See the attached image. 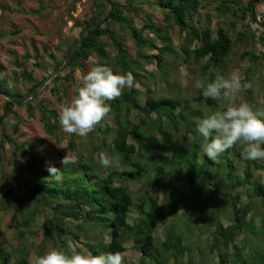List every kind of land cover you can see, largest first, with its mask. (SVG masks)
<instances>
[{
	"label": "trees",
	"instance_id": "obj_1",
	"mask_svg": "<svg viewBox=\"0 0 264 264\" xmlns=\"http://www.w3.org/2000/svg\"><path fill=\"white\" fill-rule=\"evenodd\" d=\"M77 1V0H74ZM96 9L95 17L78 25L81 30L93 22L102 12L103 4L90 0ZM264 0H250L245 7L238 0H221L215 10L220 16L241 20L248 18L255 21V4ZM112 12L107 20L85 36L83 42L69 59L63 76L57 75L47 86L55 106L63 105L67 100L68 87L72 84L71 76L84 68L91 58L94 63L112 69L114 74L131 72L140 87L125 89L114 101L106 102L111 108L108 117L86 137L75 134L68 136V142L74 151V160L62 165L55 160L50 166L60 168L63 182L56 183L47 178L45 160L47 156L37 154L31 147L17 143L1 127L2 123L13 115L14 106H22L4 101L3 114L0 116V212H12L15 237L21 242L30 236L41 238L35 245V256H42L50 250L72 254L71 243L80 242V238L90 237L92 230L99 226L108 233L109 242L104 243L103 232L95 245L84 242L83 247L93 255L124 252V245L134 241L133 247L144 260V264L178 263L185 256L186 247H191L190 237H186L175 226L168 224L178 215L181 208L192 221L214 228V237L210 248H216L223 241L225 248L235 231L244 227L247 215L255 203L264 215V184L260 179L253 180V171L264 172V161H247L242 158V147L238 144L225 151L216 160H208L202 155V136L197 132V125L205 118L192 108V105L213 107L214 100L205 99L201 91L191 100L179 96L155 97L151 86L155 77L168 83L165 61L170 57H181L187 66H197L199 79L207 82L223 75L227 60L234 45H242L251 39L264 47V29L258 38L250 31L248 24L234 40L230 31L219 27L213 37L207 25L192 27L189 21L200 11L206 9L209 0H110ZM204 2V3H203ZM156 6L164 12V21L178 33H185L180 46L175 49L167 37L166 30L155 25L149 15H144V23L135 27V20L142 13V5ZM115 26L117 28H115ZM231 24V27H234ZM128 35L133 43V54L125 45L123 36ZM76 40V39H75ZM63 41L55 55L49 58L54 71L61 67L64 57L74 43ZM157 42L162 44L158 48ZM109 49V53L107 52ZM156 51L154 54L150 52ZM251 61L259 56L244 54ZM24 56V61L28 60ZM155 63L158 74L146 71L145 65ZM40 68V64L36 63ZM90 68V69H91ZM0 91L14 97L25 94L12 91L7 81L1 78ZM20 78L30 84L27 93L34 90L42 80L33 77L31 72L22 70ZM16 81V79H14ZM68 81H71L67 84ZM81 86L73 85L72 96ZM27 115L33 118L39 115V121L46 135L59 142L63 132L59 125V110L49 107L36 98L24 104ZM15 130L17 126L15 125ZM11 146L10 161L6 162L4 144ZM119 155V168H104L98 160V154ZM53 157L57 152H53ZM47 154V153H46ZM26 159V172L30 176L25 185V195L18 197L19 186L14 182L19 161ZM97 157V159L95 158ZM216 166V168H214ZM10 168L7 172L6 169ZM130 181H142L139 194L133 196L127 185ZM156 187L166 196L167 204L160 205L151 192ZM247 191L248 201L241 199ZM221 205V206H220ZM221 208V209H220ZM231 210L232 224L223 227L218 221L224 216L223 210ZM180 216V214H179ZM38 217L43 222L38 224ZM264 222V219H263ZM158 226H164V238L160 242L155 233ZM193 232V229H189ZM94 232V231H93ZM95 233V232H94ZM0 229V236L2 235ZM93 235V234H91ZM97 242V241H96ZM189 242L188 245H185ZM31 249L17 246L8 251L0 245V264H31ZM224 264V257H220ZM259 264H264V255Z\"/></svg>",
	"mask_w": 264,
	"mask_h": 264
},
{
	"label": "rangeland",
	"instance_id": "obj_2",
	"mask_svg": "<svg viewBox=\"0 0 264 264\" xmlns=\"http://www.w3.org/2000/svg\"><path fill=\"white\" fill-rule=\"evenodd\" d=\"M118 1L122 4V0ZM155 1L157 0H149L151 3ZM220 1L209 0L210 5L206 9L200 10L189 21V25L192 27L207 25L213 37L216 34L217 28L223 27L230 31L231 39L234 40L237 33L243 31L245 25L248 24L254 37L258 38L264 29V2H256V22H254L250 18L242 21L240 15L235 18L220 16L215 10ZM249 1L238 0L242 7L247 6ZM141 7L142 13L135 20V27L140 28L144 23V15H149L155 25H159L166 30L171 44L177 49L185 37V33H181L180 35L177 28L167 25L163 19L164 12L160 8L156 6L151 7L147 4ZM95 14L96 9L90 0H0V66L2 67L1 78L6 79L7 87L12 91L27 94L30 84L21 80L20 73L22 70L31 72L34 78L42 81L48 77L54 71V66L49 56L52 54L59 59L60 53L57 51V48L60 47L61 43L77 39L81 32V28L78 25L95 17ZM231 24L235 26L231 27ZM115 28L117 27L115 26ZM123 40L125 45L130 49V53L133 54V43L130 37L124 35ZM157 46L160 48L162 44L157 42ZM107 52H110L109 49H107ZM154 53L156 51L150 52V54ZM246 53L248 55L259 56V59L252 62L248 56L243 58ZM25 55L29 57L27 61L23 59ZM94 61V58H91L84 64L83 69L77 70L72 74V85L68 87L65 103L70 101L72 97L73 85H79L81 75L90 70L91 64ZM36 63L40 64V68L36 66ZM164 68L167 73L168 83L159 81L157 75L151 86L153 95L155 97L179 96L183 100H191L196 94L195 81L199 79L197 66L183 64L179 55L176 58H167ZM144 69L155 74L159 73L155 63L145 65ZM234 70L239 71L242 83H251L252 85L250 89L237 94L234 102L237 105L246 102L252 106L254 111L257 109L264 110V47L257 39L256 42H251V39H249L248 42L242 45H234L228 57L223 75L227 76ZM67 72L68 70L65 69L61 75L64 76ZM70 82L68 81L67 84ZM47 86H51V81L34 98H36V101H42L49 107H54L53 97L48 89H45ZM4 101L5 99L0 96V116L3 114ZM231 103L232 101L221 99L214 100V106L211 108L201 105H192V108L203 118L211 112L226 110V107ZM24 104L22 106H14L13 115H10L2 123L1 127L5 132L13 139H16L19 145L25 144L35 150L37 154L47 156V160H45L46 165L53 164L58 159L59 161L62 160L66 154V147L70 148L74 154L73 149L69 145L67 134L62 132L59 135V142H56L53 137L45 134L39 121L38 113L35 112V116L30 118L27 115ZM62 105L63 102L57 104L55 107L60 110ZM15 125L17 126L16 130L14 128ZM262 148H264V145H262ZM53 152H57V155H60L62 158H58V156L53 157ZM4 155L6 162L10 161L11 146L9 143L4 144ZM26 157L23 156V161H19L18 172L14 174L16 178L14 183L20 188L17 193L19 198L25 195L26 191L24 187L30 178L25 171ZM95 158L97 159L96 156ZM263 161L256 160V162ZM6 171L9 172L10 168H7ZM252 175L253 180L260 179L261 183L264 184V172L253 171ZM1 183L2 177L0 176ZM142 183V181H130L127 183L134 197L138 196ZM151 192L160 205L167 204L166 196L162 190L153 187L151 188ZM244 193L245 196H242L241 199L243 204L249 200L246 194L247 191H244ZM178 213L180 216L178 214L171 218L168 224L175 226V229L181 231L187 238L190 237L188 241L191 242V247H186L185 256L180 258L176 264H221V256L224 257V264H259L260 256L264 255V215L255 203L252 206L251 212L246 217L243 229L235 231L232 239L231 237L229 238L230 241L227 248H225L223 241H221L218 247L211 249L210 245L215 229L192 221L190 217H186L183 214L184 212H182L181 208L178 209ZM223 214L224 216L218 221L221 222L223 227H227L232 224L231 210L229 211L225 208ZM12 215L11 211L6 213L0 212V229L3 233L0 236V245L8 251L16 249L17 246H26L28 249H31L29 254V261L31 263V259L35 255V249L33 248L39 242L41 236L40 234L36 237L27 236L25 240L18 242L15 237ZM37 222L41 224L43 218L38 217ZM189 229H193L192 234ZM99 231L103 232L100 226L96 230L91 231L90 237H82L80 238V242L71 243L72 250L86 254L88 251L83 247V243L88 241L96 245L100 240L97 237ZM102 234H104V243H108L110 240L108 233L103 232ZM155 237L160 242L163 240L164 226L156 228ZM189 242H186L185 245H188ZM123 253H125L124 264H144V260L133 245L130 248H125ZM169 262L170 264H175L171 260Z\"/></svg>",
	"mask_w": 264,
	"mask_h": 264
},
{
	"label": "clouds",
	"instance_id": "obj_3",
	"mask_svg": "<svg viewBox=\"0 0 264 264\" xmlns=\"http://www.w3.org/2000/svg\"><path fill=\"white\" fill-rule=\"evenodd\" d=\"M251 83H242L238 70L227 76L217 75L215 80L205 82L196 80L195 87L201 91L205 99L232 101L226 110L211 112L197 125V132L202 136V155L208 160H216L225 151L236 145L242 147V158L247 161L264 160V110H253L248 103L236 104L235 97L241 91L251 88ZM139 87L131 72L114 74L112 69L98 63L87 73L81 75V86L76 89L67 103L59 110V125L61 130L69 135L86 137L93 132L108 117L111 111L106 102L117 100L125 89ZM62 165L70 163L74 154L70 148H65ZM98 160L102 167L119 168L120 156H109L101 152ZM47 178L56 183L63 182L60 168L47 166ZM134 241L124 245L130 248ZM125 253H105L93 255L91 252L82 254L50 250L42 256H33L31 264H124Z\"/></svg>",
	"mask_w": 264,
	"mask_h": 264
},
{
	"label": "water",
	"instance_id": "obj_4",
	"mask_svg": "<svg viewBox=\"0 0 264 264\" xmlns=\"http://www.w3.org/2000/svg\"><path fill=\"white\" fill-rule=\"evenodd\" d=\"M103 4V9L101 14L91 23L86 25L80 32L79 37L74 41V43L71 45L69 50L67 51L63 64L61 67L53 71L48 77H46L41 83L31 92L25 94L22 97H14L12 95L6 94L4 92L0 91V96L3 97L6 101L15 103V104H24L30 100H32L41 90L44 89V87L57 75L61 74L67 67L68 62L72 54L76 51L77 47L83 42L85 39V36L88 32L91 30L96 29L100 25H102L107 18L109 17L110 13L112 12L113 5L110 2V0H97Z\"/></svg>",
	"mask_w": 264,
	"mask_h": 264
},
{
	"label": "built area",
	"instance_id": "obj_5",
	"mask_svg": "<svg viewBox=\"0 0 264 264\" xmlns=\"http://www.w3.org/2000/svg\"><path fill=\"white\" fill-rule=\"evenodd\" d=\"M263 39H264V36H263Z\"/></svg>",
	"mask_w": 264,
	"mask_h": 264
}]
</instances>
